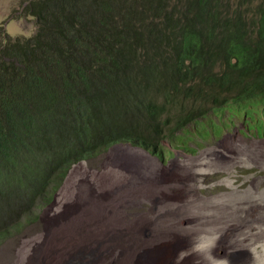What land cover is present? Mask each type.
Returning <instances> with one entry per match:
<instances>
[{"label":"trees","instance_id":"16d2710c","mask_svg":"<svg viewBox=\"0 0 264 264\" xmlns=\"http://www.w3.org/2000/svg\"><path fill=\"white\" fill-rule=\"evenodd\" d=\"M21 5L32 37L0 25V229L115 145L189 148L178 132L198 125L208 140L226 112L264 136V0Z\"/></svg>","mask_w":264,"mask_h":264},{"label":"rangeland","instance_id":"374dc122","mask_svg":"<svg viewBox=\"0 0 264 264\" xmlns=\"http://www.w3.org/2000/svg\"><path fill=\"white\" fill-rule=\"evenodd\" d=\"M22 2L0 0L12 37L37 31ZM200 131L178 132L189 148L121 143L74 165L51 203L0 229V264H264V136L238 118Z\"/></svg>","mask_w":264,"mask_h":264},{"label":"bare ground","instance_id":"6f19581e","mask_svg":"<svg viewBox=\"0 0 264 264\" xmlns=\"http://www.w3.org/2000/svg\"><path fill=\"white\" fill-rule=\"evenodd\" d=\"M227 114V116L225 115V119L222 121V122H220L218 119H217V121H219V125H221L220 127L222 128V130H223V132L221 133V134H218L217 133V131L216 130H214V132H212V136L211 137H213V136H215V137H222V134H223V136H224V134H225V131L227 130V129H229L230 127H231V124H232V122H234V120L236 119V118H234V119H230L229 117H231V116H229V114L228 113H226ZM239 120H240V118H238ZM259 119V118H258ZM242 121H244L243 119H241ZM257 121V120H256ZM225 123H228V127H222L223 126V124H225ZM246 123V122H245ZM246 126H247V129H249L250 131H253L252 129H251V124L250 123H246ZM262 132V131H261ZM205 135V134H204ZM209 136V135H208ZM259 136H263V133H262V135L260 134ZM207 138L208 140H210V139H212V138ZM189 138H192V137H189ZM203 140H205L204 138H202ZM191 141V140H190ZM189 142V141H188ZM187 142V143H188ZM198 144V143H197ZM188 146H189V143H188ZM178 148H180V147H178ZM192 149H194V148H192ZM66 237V236H65ZM56 239H58V241H60L59 243H61V245H63V237H57ZM64 241H66L65 243H68V242H70L69 241V239L68 240H64ZM59 247H60V245H59ZM63 247V246H62ZM64 248V247H63ZM63 256V254L60 256V264H62V263H64L66 260H65V258L64 257H62ZM65 256H66V254H65ZM68 256V255H67ZM59 262V261H58ZM57 262V263H58Z\"/></svg>","mask_w":264,"mask_h":264}]
</instances>
